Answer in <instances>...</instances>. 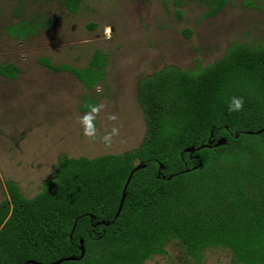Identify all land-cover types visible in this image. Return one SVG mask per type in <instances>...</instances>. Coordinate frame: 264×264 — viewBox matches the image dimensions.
Wrapping results in <instances>:
<instances>
[{"label":"trees","instance_id":"trees-1","mask_svg":"<svg viewBox=\"0 0 264 264\" xmlns=\"http://www.w3.org/2000/svg\"><path fill=\"white\" fill-rule=\"evenodd\" d=\"M83 1L64 5L74 13ZM204 1L203 15L212 17L230 0ZM19 30L34 31L25 23ZM40 63L72 72L91 90L104 80L108 58L96 49L83 67ZM18 72L15 63H0L1 75ZM233 96L243 97V111H228ZM138 102L145 131L137 147L94 157L60 154L54 177L32 197L5 182L0 264L79 257L81 240L83 257L59 264H143L165 254L173 239L196 262L208 248H226L237 264H264V129L255 133L264 127V38L234 42L206 66L164 65L140 77ZM86 105L97 103L87 99L81 108L89 111ZM221 137L225 143L216 144ZM201 145L207 146L185 151Z\"/></svg>","mask_w":264,"mask_h":264},{"label":"rangeland","instance_id":"rangeland-1","mask_svg":"<svg viewBox=\"0 0 264 264\" xmlns=\"http://www.w3.org/2000/svg\"><path fill=\"white\" fill-rule=\"evenodd\" d=\"M185 1V0H184ZM204 0H84L70 12L64 0H0V63L19 67L15 78L0 74V203L5 182L15 181L26 197L54 177L60 154L94 157L135 148L145 131L138 102L140 77L164 65L195 69L221 58L234 42L264 38V0H230L204 17ZM25 23L34 29L21 34ZM112 28L111 38L104 35ZM88 40L90 43H82ZM96 49L107 55L104 80L91 90L70 71L40 63L83 67ZM102 91L97 92V88ZM105 107L95 124L97 139L84 136L81 106ZM114 113L118 119L111 121ZM110 146L100 139L112 127ZM143 264H237L226 248H208L196 262L175 239L166 253Z\"/></svg>","mask_w":264,"mask_h":264},{"label":"clouds","instance_id":"clouds-1","mask_svg":"<svg viewBox=\"0 0 264 264\" xmlns=\"http://www.w3.org/2000/svg\"><path fill=\"white\" fill-rule=\"evenodd\" d=\"M112 34V28L111 27H105L104 35L107 39L111 38ZM82 43H90L88 40L82 41ZM102 91L99 87L97 88V92ZM86 107L89 108V111H87L82 117L79 118V123L81 124L83 128V134L84 136L88 137L90 140H96L97 139V129H96V118L100 114L101 109L105 107L103 104L98 105H86ZM244 107V99L243 97L233 96L230 103L228 104V111L229 112H241L243 111ZM108 119L111 121H115L118 119V117L114 113H110L108 115ZM119 128L118 127H112L110 132H105V134L100 137V139L103 141L105 145L110 146L113 142V138L119 135Z\"/></svg>","mask_w":264,"mask_h":264},{"label":"water","instance_id":"water-1","mask_svg":"<svg viewBox=\"0 0 264 264\" xmlns=\"http://www.w3.org/2000/svg\"><path fill=\"white\" fill-rule=\"evenodd\" d=\"M263 129H264V127L261 128V129H259V130L256 131L255 133H260V132L263 131ZM247 133H253V132H249V131H247ZM225 141H226L225 138H224V137H221V138L216 142V144L221 145V144H224ZM206 146H207V145H201V146H198V147L195 148V149L190 148V147H187V148L185 149V151L193 152L194 150H198V149H200V148H202V147H206ZM138 168H139V167L136 166V167H135V168L129 173V175H128L126 181H125V184H124V186H123V190H122V194H121L120 203H119V206H118V209H117V213H116V214H118V213L120 212V210H121L122 204H123V202H124L125 194H126V188H127L128 184H129V182H130V178H131V176H132V173H133L134 170H137ZM84 252H85V249H84V247H83V245H82V240H81V254H80L79 257L73 256V255H72V256H66V257L59 258L58 260H55V261H53V262H51V263H48V264H59V263H61V262H63V261L76 260V259H78V258L83 257ZM25 263L43 264V263L37 262V261L32 260V259L27 260Z\"/></svg>","mask_w":264,"mask_h":264}]
</instances>
